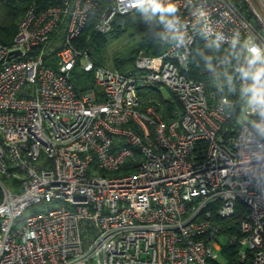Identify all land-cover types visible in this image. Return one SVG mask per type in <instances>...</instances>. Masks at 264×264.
I'll return each instance as SVG.
<instances>
[{"label": "built area", "instance_id": "1", "mask_svg": "<svg viewBox=\"0 0 264 264\" xmlns=\"http://www.w3.org/2000/svg\"><path fill=\"white\" fill-rule=\"evenodd\" d=\"M102 2L31 7L0 43V174L22 181L15 193L0 180V264H208L224 243L264 264V0ZM143 8L172 12L161 56L122 72L77 46L94 11L93 33L108 35ZM200 38L244 61L195 70ZM77 67L96 89H76ZM239 203L240 238L219 224Z\"/></svg>", "mask_w": 264, "mask_h": 264}, {"label": "trees", "instance_id": "2", "mask_svg": "<svg viewBox=\"0 0 264 264\" xmlns=\"http://www.w3.org/2000/svg\"><path fill=\"white\" fill-rule=\"evenodd\" d=\"M108 0H103L102 5H105ZM0 2L19 10L20 13L27 12L31 7H37L38 9H45L56 4V0H0ZM101 9V7H100ZM172 12L168 10L154 11L149 8H143L130 14L126 17H121L116 20L114 30L110 34L123 35L130 32L132 36L139 39L137 47L134 49V54L130 58L113 60L114 69L126 72L133 68L137 55L140 52H144L148 56H161L168 49L169 41H164V26L170 20ZM99 15L98 10L94 11L92 19L88 27L84 30L80 39L76 42L77 46L81 49L86 48L89 50L91 47L97 48L105 46L104 43L107 35H96L93 33V28L97 22ZM20 19V18H19ZM18 19V23L13 24L9 29H4V35L0 36V43L4 45H11L13 39L18 31V24L21 20ZM120 24H125L122 29ZM108 34V35H110ZM95 47V48H96ZM92 53V52H91ZM94 58V55H91ZM217 56H221L227 60L229 64H234L237 61H244V52L241 46L233 47H218L205 42L202 38L198 39L193 48L192 67L195 70L201 69L212 59ZM94 61L102 66L103 64L94 58ZM48 66L54 67V61L47 62ZM72 82L76 89L80 92L90 91L96 89L94 75L92 73H86L80 67H77L73 72ZM202 76V75H201ZM174 98V96H173ZM174 105L164 102L165 109L170 111ZM168 119V116H165ZM125 173H128L124 171ZM122 172V173H124ZM0 180L10 187L15 193L21 192L22 181L18 178L11 177L6 179L0 174ZM2 194L0 190V200ZM246 213V206L239 203L237 206V213L232 219L221 220L219 224L222 226L224 234L238 235L240 238V224ZM231 226V227H230ZM241 247L237 244L224 243L221 250L218 252L217 257L222 258V262L216 257L214 260L209 261L208 264H252L253 255L249 254L247 261L243 262L240 257Z\"/></svg>", "mask_w": 264, "mask_h": 264}, {"label": "rangeland", "instance_id": "3", "mask_svg": "<svg viewBox=\"0 0 264 264\" xmlns=\"http://www.w3.org/2000/svg\"><path fill=\"white\" fill-rule=\"evenodd\" d=\"M37 10H43V9L37 8ZM26 14L27 12L20 13L19 10L14 9L13 7H10L0 2V36H3L5 34L4 29L6 28L9 29L10 27L13 26V24L18 23V19L20 18L19 20H22ZM105 39H106L104 40L105 41L104 43L106 44L105 46H100L99 48H97L96 45L98 43L94 42L96 44L95 45L96 48L95 47L89 48L88 53L91 58H92L91 55L93 54L94 58L103 64L102 66L110 69H114L113 60H116L118 58L126 59L132 57L134 54V49L137 47V44L139 43V39L137 37L132 36L130 32H127L123 35L110 34L107 35ZM94 58H92V60H94ZM152 95L158 101V103L161 104H164V102H167V104H171L173 102L175 104L176 102L172 94L166 88L154 90L152 91ZM60 208H62L61 203H52V204H43L40 206H34L25 213L23 218H27L32 215H38L41 213H48L50 211L57 210ZM217 258L220 262L223 261L221 257L218 256Z\"/></svg>", "mask_w": 264, "mask_h": 264}, {"label": "water", "instance_id": "4", "mask_svg": "<svg viewBox=\"0 0 264 264\" xmlns=\"http://www.w3.org/2000/svg\"><path fill=\"white\" fill-rule=\"evenodd\" d=\"M20 55H21L20 52H14V53H12L11 57H16V56H20Z\"/></svg>", "mask_w": 264, "mask_h": 264}]
</instances>
